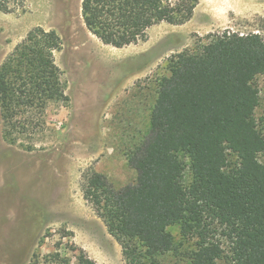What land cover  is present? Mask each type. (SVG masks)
<instances>
[{
	"label": "trees",
	"instance_id": "16d2710c",
	"mask_svg": "<svg viewBox=\"0 0 264 264\" xmlns=\"http://www.w3.org/2000/svg\"><path fill=\"white\" fill-rule=\"evenodd\" d=\"M23 6L24 0H0L4 14ZM196 6L197 0H82L80 12L91 35L120 49L143 41L158 24L184 25ZM259 22L257 32L211 34L197 50L170 59L150 128L126 155L135 184L115 190L97 172L82 175L83 198L125 264H264V132L253 86L264 75V17ZM61 47L54 30L37 26L0 64L7 144L36 150L48 130L47 109L69 104L55 62ZM34 258L33 264H97L83 252L73 262L58 246Z\"/></svg>",
	"mask_w": 264,
	"mask_h": 264
},
{
	"label": "rangeland",
	"instance_id": "374dc122",
	"mask_svg": "<svg viewBox=\"0 0 264 264\" xmlns=\"http://www.w3.org/2000/svg\"><path fill=\"white\" fill-rule=\"evenodd\" d=\"M81 1L24 0L17 12H0V64L32 28L54 30L62 41L55 62L70 99L47 109L48 130L32 152L7 144L0 121V264H33L34 255L57 246L73 262L83 252L97 264H125L120 246L83 198L82 175L97 172L115 190L135 184L126 155L150 128L170 59L197 50L211 34L257 32L264 17V0H197L189 22L158 24L143 41L118 49L86 30ZM253 86L259 91L255 118L264 132V75ZM169 232L178 243L179 226Z\"/></svg>",
	"mask_w": 264,
	"mask_h": 264
}]
</instances>
